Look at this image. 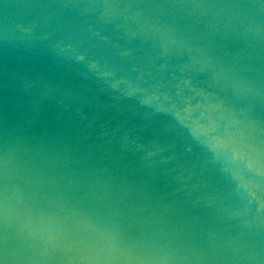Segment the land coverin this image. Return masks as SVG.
I'll list each match as a JSON object with an SVG mask.
<instances>
[{
  "label": "water",
  "instance_id": "obj_1",
  "mask_svg": "<svg viewBox=\"0 0 264 264\" xmlns=\"http://www.w3.org/2000/svg\"><path fill=\"white\" fill-rule=\"evenodd\" d=\"M0 264H264V0H0Z\"/></svg>",
  "mask_w": 264,
  "mask_h": 264
}]
</instances>
